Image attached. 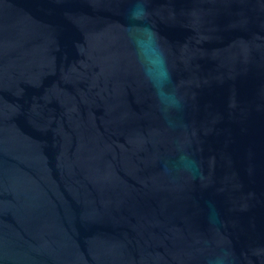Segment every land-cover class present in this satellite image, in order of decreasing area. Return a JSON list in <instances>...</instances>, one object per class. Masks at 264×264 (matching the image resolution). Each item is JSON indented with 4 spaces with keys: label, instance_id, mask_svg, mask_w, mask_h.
<instances>
[{
    "label": "water",
    "instance_id": "1",
    "mask_svg": "<svg viewBox=\"0 0 264 264\" xmlns=\"http://www.w3.org/2000/svg\"><path fill=\"white\" fill-rule=\"evenodd\" d=\"M0 0V264H264V0Z\"/></svg>",
    "mask_w": 264,
    "mask_h": 264
},
{
    "label": "clouds",
    "instance_id": "2",
    "mask_svg": "<svg viewBox=\"0 0 264 264\" xmlns=\"http://www.w3.org/2000/svg\"><path fill=\"white\" fill-rule=\"evenodd\" d=\"M148 0H135V5L129 14V19L145 23L133 24L129 27L140 59L144 75L156 90L158 97L171 101V106L180 107V100L174 92H165L164 89L172 84L171 73L167 66V59L159 42V34L153 26L147 23Z\"/></svg>",
    "mask_w": 264,
    "mask_h": 264
}]
</instances>
